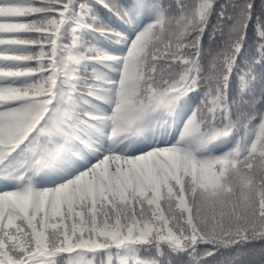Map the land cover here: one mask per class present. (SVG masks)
<instances>
[{
  "label": "snow or ice",
  "instance_id": "obj_1",
  "mask_svg": "<svg viewBox=\"0 0 264 264\" xmlns=\"http://www.w3.org/2000/svg\"><path fill=\"white\" fill-rule=\"evenodd\" d=\"M0 264H264V0H0Z\"/></svg>",
  "mask_w": 264,
  "mask_h": 264
}]
</instances>
